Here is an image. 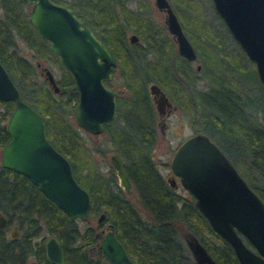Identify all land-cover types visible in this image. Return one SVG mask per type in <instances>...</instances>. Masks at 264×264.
Returning a JSON list of instances; mask_svg holds the SVG:
<instances>
[{"label":"trees","instance_id":"16d2710c","mask_svg":"<svg viewBox=\"0 0 264 264\" xmlns=\"http://www.w3.org/2000/svg\"><path fill=\"white\" fill-rule=\"evenodd\" d=\"M53 1L71 5L69 0ZM128 1L88 0L83 4L85 10L76 7L75 13L99 36L116 62L113 77L103 83L109 87L118 78L123 92L116 95L114 116L103 124L102 134L120 157L145 215L126 196L112 166L102 173L92 160L70 119L77 100L72 79L28 21V3L0 0V63L20 97L43 115L46 138L68 159L90 200L80 228L78 218L61 210L28 177L0 165V213L18 230L17 237L9 238L0 229V264H24L31 252L39 264H55L43 254V240L51 234L60 241L64 264H99L102 251L90 220L102 210L134 264H194L178 226L219 264H237L229 245L211 230L192 198L170 187L158 171L151 157L157 130L147 85H158L187 117L192 132L208 135L264 199V96L252 68L258 98L246 95V86L234 75L247 71L251 62L211 5L209 12L204 10L203 0H169L194 48L198 70L177 54L164 25L149 16V1L131 0V5ZM126 30L136 33L138 40L129 42ZM16 39L49 62L56 72L57 92L51 91L34 64L19 52ZM12 108V100L0 101V147L9 138L3 123Z\"/></svg>","mask_w":264,"mask_h":264},{"label":"water","instance_id":"95a60500","mask_svg":"<svg viewBox=\"0 0 264 264\" xmlns=\"http://www.w3.org/2000/svg\"><path fill=\"white\" fill-rule=\"evenodd\" d=\"M27 19L56 53L72 79L77 100L72 107L74 123L80 129L100 134L103 124L115 113V95L119 88L106 87L115 61L103 41L83 24L74 10L53 0H25ZM164 10V24L173 37L177 52L191 60L195 54L167 0H153ZM232 40L253 64L257 83L264 96V0H210ZM128 40H137L134 33ZM198 68V65H196ZM40 74L51 91L58 87L50 69L42 66ZM156 113L162 116L170 102L153 82L148 83ZM12 100L13 108L3 127L9 138L0 147V165L22 173L61 210L73 218L86 216L90 200L87 191L76 181L68 159L48 141L41 113L24 101L7 71L0 63V101ZM119 185L131 191L130 182L117 153L108 156ZM174 176L192 197V204L209 227L231 248L238 264H264V199L236 170L222 150L203 132H193L180 140L168 161ZM5 223L0 214V228ZM99 226L94 238L107 264H134L104 211L94 218ZM10 236L16 235L12 226ZM196 264H218L195 239L187 240ZM44 255L55 264H64L60 241L48 235L43 241ZM27 264H36L31 259Z\"/></svg>","mask_w":264,"mask_h":264},{"label":"rangeland","instance_id":"374dc122","mask_svg":"<svg viewBox=\"0 0 264 264\" xmlns=\"http://www.w3.org/2000/svg\"><path fill=\"white\" fill-rule=\"evenodd\" d=\"M209 1V2H208ZM203 0V6L204 10L206 12H209V4L210 0ZM149 15L155 20L160 22L163 19V12L157 10L155 7L151 6L149 9ZM16 47L18 48L19 52L23 54L25 57H27L35 66L37 74L40 76V68L42 66H47L50 68L52 73L55 76V70L50 66L49 62L42 59L39 56H36L31 49L26 47L23 42L20 39H16ZM39 63V65H37ZM193 66V63H192ZM250 68L247 69V71L244 72H235V77L242 83V86H246V95H249V97H255L258 98V85L255 82V78L253 77L251 73V68L253 69V64H249ZM41 77V76H40ZM113 86L120 87L119 79L113 78L112 80ZM260 104V103H259ZM70 119L74 122L73 115H70ZM164 124L162 125V132L159 130L158 125L155 123L156 126V137L153 144V147L151 149V157L158 169V171L163 175L164 178H166L167 173H170L169 167H168V161L172 154V151L176 144L184 138L186 135L190 134L192 132L190 126L187 122V117L183 115L177 108L176 109H170L169 112L164 115ZM79 134L85 143V145L88 147L90 151V155L92 160L95 162L97 168L100 172H105L108 165L110 164L108 160L109 154L112 152L110 143L105 139L103 134H92L87 131H84L80 128H78ZM104 148V152L96 151L95 148ZM177 180V179H176ZM176 191L181 193L182 195H188L187 192L179 185L176 186ZM126 196L129 198V200L138 208V211L141 215H145V211L143 208L139 205L137 202L136 194L134 191L127 193ZM78 225L80 228L83 227L85 224V221L81 218H78ZM90 223L93 224L94 231L98 229V225L94 223V218L90 220ZM11 228V223L6 226V233L7 230ZM179 235L181 238V241H183L184 246L187 248V251L190 252L187 240L194 239L187 231L183 230L180 226H178ZM39 237H36L38 239ZM95 249V246L92 247L91 252H93ZM191 254V252H190ZM31 258V256H29Z\"/></svg>","mask_w":264,"mask_h":264},{"label":"flooded vegetation","instance_id":"af4514ba","mask_svg":"<svg viewBox=\"0 0 264 264\" xmlns=\"http://www.w3.org/2000/svg\"><path fill=\"white\" fill-rule=\"evenodd\" d=\"M70 1V3H71V5H66V6H68V7H70V8H72L73 10H74V13H75V9H76V7H77V9H83V10H85V1L87 2L88 0H69ZM91 1H93V0H91ZM147 1H149V3H150V6H149V9L151 8V6H153V7H155L157 10H159V11H161V12H163V18H164V10L163 9H159V8H157L155 5H154V2H153V0H147ZM168 1V3H169V5H170V7H171V9H172V11L174 12V14H175V16H176V18H177V20H178V22H179V24H180V26H181V29H182V25H181V23H180V21H179V19H178V16H177V13H176V11L173 9V7H172V4L170 3V1L169 0H167ZM55 2V1H54ZM132 1L131 0H129L128 1V5L130 4H132L131 3ZM58 3V2H57ZM61 4V3H60ZM84 4V5H83ZM65 5V4H64ZM84 6V7H83ZM149 9H148V14H149ZM75 15H76V13H75ZM77 16V15H76ZM150 16V15H149ZM151 17V16H150ZM77 18L82 22V20L77 16ZM152 18V17H151ZM154 20V19H153ZM155 21V20H154ZM157 23H162L163 25H164V27H165V24H164V20L162 19V21L160 20V22H158V21H156ZM83 23V22H82ZM83 24H85V23H83ZM87 25V24H86ZM89 26V25H88ZM90 27V26H89ZM165 29H166V27H165ZM92 30V29H91ZM182 31H183V29H182ZM166 32L168 33V35L170 36V38L172 39V41H173V43H174V46H175V50H176V52H177V47H176V43H175V41H174V39H173V37L171 36V34L167 31V29H166ZM94 33V32H93ZM131 33H134L133 31H131V30H126L125 31V37H126V39L128 40V35L129 34H131ZM184 33V32H183ZM135 35H136V33H134ZM185 34V33H184ZM98 36V35H97ZM186 36V35H185ZM99 37V36H98ZM136 37H137V35H136ZM187 37V36H186ZM187 39H188V37H187ZM137 40H138V37H137ZM137 40H135V41H133V42H136ZM189 40V39H188ZM129 41V40H128ZM130 42V41H129ZM190 42V41H189ZM190 44H191V42H190ZM191 46H192V44H191ZM192 48H193V46H192ZM193 51H194V48H193ZM177 54L178 55H180L178 52H177ZM194 54H195V51H194ZM181 56V55H180ZM113 57V56H112ZM183 57V56H182ZM184 58V57H183ZM114 59V58H113ZM185 60H187L186 58H184ZM115 61V60H114ZM187 61H189V63H190V65H192V63H193V68L195 69V70H198L199 69V66H200V63L196 60V54H195V56H194V58L193 59H191V60H187ZM37 65H39V63H37ZM196 65H198V68H196ZM115 66H116V62H115ZM47 67V66H46ZM49 68V67H48ZM41 69V68H40ZM50 69V68H49ZM51 71V70H50ZM115 71H116V67H115V70H114V72L111 74V76H110V78L109 79H107V80H110L112 77H113V75H114V73H115ZM52 72V71H51ZM52 75H53V77H54V80H55V76H54V74L52 73ZM40 76L42 77V75L40 74ZM43 78V77H42ZM104 81V80H103ZM56 83V82H55ZM150 83V82H149ZM104 84V83H103ZM57 85V84H56ZM106 86V85H105ZM158 86V85H157ZM58 87V86H57ZM106 87H108V86H106ZM109 87H112V88H119V89H121V92H119V93H117L116 95H118V94H121L122 92H123V87L122 86H120V87H118V86H113V85H111V86H109ZM147 88H148V85H147ZM162 90V89H161ZM163 91V90H162ZM53 92V91H52ZM57 92V91H56ZM149 92V91H148ZM150 94V93H149ZM165 94V93H164ZM116 95H115V97H116ZM166 95V94H165ZM167 96V95H166ZM150 97H151V95H150ZM167 99H168V101L170 102V107L169 108H165V112H164V114L162 115V116H158L157 115V113H156V110H155V107H154V110H155V115H156V120H155V123L158 125V127H159V130L162 132V130H161V128H162V125L164 124V120H163V118H164V115H166L168 112H169V110L170 109H176V106L170 101V99L168 98V96H167ZM152 100V99H151ZM153 106H154V104H153ZM4 124V123H3ZM78 128V127H77ZM83 130V129H82ZM103 131V130H102ZM191 133H193V132H191ZM190 133V134H191ZM93 134V133H92ZM100 134H102V132L100 133ZM189 135V134H188ZM187 136V135H186ZM185 136V137H186ZM183 139V138H182ZM181 139V140H182ZM112 152H114V151H112ZM173 152V151H172ZM109 160V159H108ZM111 165V164H110ZM168 167H169V165H168ZM113 168V167H112ZM114 170V169H113ZM237 170V169H236ZM170 171V170H169ZM115 172V171H114ZM162 175V174H161ZM169 175H170V173H167V176H166V178L167 177H169ZM163 176V175H162ZM117 178V177H116ZM164 178V177H163ZM166 178H164L165 179V181L168 183V185L170 186V187H172L174 190H176L175 188H176V186L178 185V179H177V177L176 176H174V186H171L170 184H169V182L166 180ZM177 179V180H176ZM117 182H118V180H117ZM119 184V183H118ZM180 185V184H179ZM181 186V185H180ZM130 187H131V184H130ZM124 190V189H123ZM185 190V189H184ZM125 191V190H124ZM133 191V189H132V187H131V191H129V192H132ZM186 191V190H185ZM125 192H127V191H125ZM129 192H127V193H129ZM188 194V193H187ZM189 195V194H188ZM190 196V195H189ZM191 197V196H190ZM192 198V197H191ZM1 214V213H0ZM2 215V214H1ZM3 217H4V215H2ZM4 219H5V223H4V225H3V227H1L0 229H4V232L6 231L5 229H6V226L8 225V224H10V223H7L6 222V218L4 217ZM106 220V219H105ZM12 226H15V228H16V235H14V236H10L9 235V231H10V228L7 230V233L5 232V235L7 236V237H9V238H13V237H17L18 236V230H17V227H16V224L14 223V222H11V227ZM99 228V227H98ZM97 230H95L94 232H96ZM215 233V232H214ZM95 234V233H94ZM52 235V234H51ZM48 235H46L45 236V238L47 237ZM39 238H40V236H38ZM193 237V236H192ZM39 238L38 239H36V240H39ZM44 238V239H45ZM194 238V237H193ZM195 240H196V238H194ZM44 241V240H43ZM197 241V240H196ZM98 245V244H97ZM99 246V245H98ZM230 247V246H229ZM62 248V247H61ZM189 248V247H188ZM101 249V248H100ZM187 249V248H186ZM189 250H190V248H189ZM102 251V250H101ZM207 251V250H206ZM63 252V251H62ZM190 252H191V250H190ZM190 252H188L189 254H190ZM43 254H44V247H43ZM29 256H31V258H29ZM190 256L193 258V260H194V264H196V261H195V259H194V257H193V254H192V252H191V254H190ZM44 257H45V255H44ZM213 258V257H212ZM31 259H33V260H35V262H36V264H39L38 263V261H37V258H36V254L35 253H33V252H31V253H29L28 255H26V257H25V262H24V264H27L28 263V261L29 260H31ZM45 259H46V257H45ZM214 259V258H213ZM47 260V259H46ZM215 260V259H214ZM47 261H49V260H47ZM63 261H64V258H63ZM216 261V260H215ZM50 262H52V261H50ZM217 262V261H216ZM54 263V262H53ZM218 263V262H217ZM99 264H107V262H106V260L104 259V257H103V252H102V257L100 258V261H99ZM111 264H117L116 262L115 263H111ZM219 264V263H218ZM238 264V263H237Z\"/></svg>","mask_w":264,"mask_h":264}]
</instances>
